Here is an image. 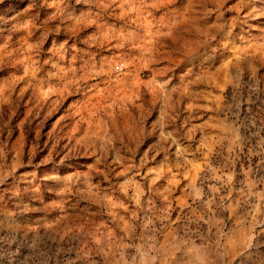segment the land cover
Wrapping results in <instances>:
<instances>
[{
    "label": "rangeland",
    "instance_id": "rangeland-1",
    "mask_svg": "<svg viewBox=\"0 0 264 264\" xmlns=\"http://www.w3.org/2000/svg\"><path fill=\"white\" fill-rule=\"evenodd\" d=\"M0 264H264V0H0Z\"/></svg>",
    "mask_w": 264,
    "mask_h": 264
}]
</instances>
